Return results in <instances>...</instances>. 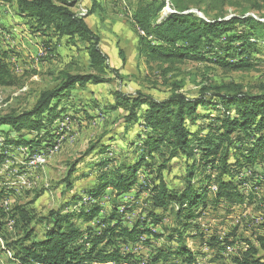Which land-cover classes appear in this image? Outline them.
Here are the masks:
<instances>
[{
  "label": "trees",
  "instance_id": "16d2710c",
  "mask_svg": "<svg viewBox=\"0 0 264 264\" xmlns=\"http://www.w3.org/2000/svg\"><path fill=\"white\" fill-rule=\"evenodd\" d=\"M0 1L12 4L16 13L27 19L26 23L32 30L43 35L66 37L73 45L83 44L92 69L87 73L66 71L57 86L40 92L31 108L0 114V127L7 125L10 128L0 143L1 169L19 147L36 151L46 147L42 146L43 143L51 145L53 125L64 112L59 108L63 101L77 87L108 82L106 74L112 70L109 56L101 49L99 34L87 22V17L96 12L97 4L94 3L84 16L74 10L75 3L71 0ZM181 2L138 0L132 11V20L143 32L138 40L140 56L145 57L147 62L168 65L208 61L226 72L254 69L256 63L252 50L264 42L262 17L233 15L230 18H203ZM169 3L175 11L162 16ZM239 26L244 27L239 30ZM6 56L7 53H0V88L15 87L20 79L10 68ZM209 106L216 107L219 114L201 112L200 107ZM119 108L127 111L122 117L125 129L135 123L142 127L137 133L141 142L136 147L139 150L137 158L109 156L112 151L111 145L106 144V138L110 137V143L116 139L115 134L109 136L110 132L92 143L86 155L96 151L95 156L99 157L93 163L98 169L96 182L77 190L75 175L79 161H74L62 192L66 195V204L61 210H50L42 218L48 224L43 236L30 241L34 233L32 228L22 239L11 243L5 239L7 247L15 251L19 264H140L134 253L121 250L117 238L135 241L146 234L161 236L154 227L161 223L162 216L155 210L166 211L169 207H175L178 225L188 228L196 227L197 223L193 224V220L210 206L217 208L223 204L228 211H233L236 207L253 205L260 212L254 219L259 218L264 229V196H259L256 190L262 177L254 167L256 162L264 161V85L260 86L258 93H251L232 82L221 84L211 92L202 89L197 96L174 92L162 100L142 92L136 95L118 92L111 109ZM203 118L209 122L197 124L196 129L191 127ZM14 132L15 135L12 134ZM32 134L34 136L27 137ZM156 154L161 158L158 164ZM178 157H183L187 167L183 188L170 186L164 175L172 160ZM143 168L149 169L154 174L153 178L144 176L140 179V175L145 174ZM247 169H250L251 175L240 181L234 179ZM215 171L216 176L212 173ZM243 183H247L249 188H245ZM214 184L216 191L213 198H209ZM134 187H137V195L148 194L153 208L149 219L154 226H149L147 220L143 227L139 222L132 227L124 225L122 216L131 209L121 212V204L116 202H113L105 220L97 224V227L103 225L100 230L90 225L105 210L100 199L107 190L112 189L117 196H122ZM3 194L0 193V197ZM64 210H67L66 214ZM13 212L15 222L25 228L33 222L31 211L24 206H15ZM1 213V216H6L3 210ZM80 220L87 226L79 225ZM176 233L178 240L185 243L183 232L176 230ZM231 237L230 245H238V250H241L232 258V264H264V230L252 232L244 239L237 238L236 233ZM209 245L215 246L216 243L211 241ZM172 253L187 255L189 264L196 259L186 245H181L176 250L160 248L151 258V263L167 260Z\"/></svg>",
  "mask_w": 264,
  "mask_h": 264
},
{
  "label": "rangeland",
  "instance_id": "374dc122",
  "mask_svg": "<svg viewBox=\"0 0 264 264\" xmlns=\"http://www.w3.org/2000/svg\"><path fill=\"white\" fill-rule=\"evenodd\" d=\"M71 1L75 3L74 10L84 16L94 3L97 4L96 12L87 17V22L100 36V46L109 56L108 63L112 72L106 74L108 82L77 87L63 101L59 108L64 112L53 125L51 145L43 143L42 146L46 147L36 151L19 147L0 169V193L4 192L0 197V230L3 236L0 237V264H19L15 251L7 247L5 239L8 243L22 239L32 228L34 233L30 241L41 238L48 225L42 218L52 209L64 208L67 199L62 192L66 188L65 178L74 161H79L75 175L78 179L75 183L77 190L88 188L96 182L98 169L93 163L99 157L95 156L96 151L86 155L92 143L110 132L109 136L115 134L116 139L110 143V137L106 138V144L111 145L112 153L109 156L120 159L125 156L137 158L139 150L136 147L141 144L137 133L142 127L137 123L129 125V129L122 126V117L127 111L122 108L111 109L116 103L118 92L129 95L142 92L162 100L174 92L197 96L202 89L211 92L221 84L232 82L240 84L244 91L251 93H258L260 86L264 85V42H260L257 49L252 50L256 66L251 71L226 72L208 61H184L175 65L147 62L139 54L138 40L142 32L132 20V11L138 0ZM181 4L191 7V11L203 18L252 15L264 20V0H182ZM173 11L175 9L169 3L161 14L165 16ZM26 20L16 13L12 4L0 1V53H7L6 60L10 68L20 78L17 86L0 88V114L31 108L40 92L57 86L66 71H92L83 44L73 45L66 37L38 33L30 28ZM243 27L238 28L242 30ZM200 110L203 114H219L213 106L200 107ZM197 122L194 126L191 125L193 129L197 128V124L209 121L203 118ZM9 131L7 125L0 127V143L4 134ZM32 136L34 135H27ZM158 157L159 154H156L157 164L161 160ZM254 167L262 177L256 190L259 196H264V161L256 162ZM186 169L183 157L173 159L164 172L169 185L183 188ZM142 170L145 174L140 175V179L144 176L153 178L154 174L149 169ZM212 173L216 176L217 171ZM250 173V169L243 170L234 179L240 181ZM244 186L249 188L247 183ZM216 188L214 184L209 198H213ZM84 198L88 200L86 195ZM100 202L105 210L90 223L97 230L103 227H97V224L111 212L113 202L121 204V212L131 209L122 216L124 225L132 227L139 222L142 226L147 220L149 226H154L149 219L153 208L148 194L137 195V187L122 196H117L112 189L107 190ZM17 205L31 211L34 218L29 227L25 228L13 219L11 213H14L13 208ZM216 207L210 206L199 218L193 220V224L197 223V226L188 228L178 225L175 207H169L166 211L155 210L162 216L161 223L154 227L161 236L146 234L137 237L135 241L117 238V245L125 253H134L140 264H152L151 258L160 248L176 250L181 245H186L196 256L192 264H232V258L239 254L238 251L241 252L238 245H230L232 234L236 233L237 238L244 239L252 232H262L264 229L259 218L254 219L260 212L253 205L236 207L233 211H228L223 204ZM2 210L6 212L5 217L1 216ZM63 213L66 214L67 210ZM78 224L87 226L82 220ZM176 230L183 232L185 243L178 240ZM170 236L174 238L170 239ZM211 241L216 245H209ZM186 258L187 255L172 253L167 260L156 264H189Z\"/></svg>",
  "mask_w": 264,
  "mask_h": 264
},
{
  "label": "built area",
  "instance_id": "2783aa9c",
  "mask_svg": "<svg viewBox=\"0 0 264 264\" xmlns=\"http://www.w3.org/2000/svg\"><path fill=\"white\" fill-rule=\"evenodd\" d=\"M143 33V32H142ZM42 158H44V157H42ZM39 160H42L41 158L39 159ZM2 174V173H1ZM1 174H0V176H1Z\"/></svg>",
  "mask_w": 264,
  "mask_h": 264
},
{
  "label": "water",
  "instance_id": "95a60500",
  "mask_svg": "<svg viewBox=\"0 0 264 264\" xmlns=\"http://www.w3.org/2000/svg\"><path fill=\"white\" fill-rule=\"evenodd\" d=\"M262 21H264V20L262 19Z\"/></svg>",
  "mask_w": 264,
  "mask_h": 264
}]
</instances>
